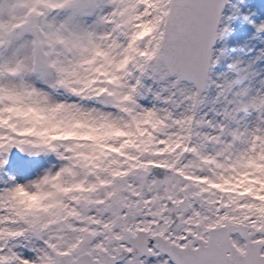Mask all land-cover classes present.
Instances as JSON below:
<instances>
[{"label":"snow or ice","instance_id":"1","mask_svg":"<svg viewBox=\"0 0 264 264\" xmlns=\"http://www.w3.org/2000/svg\"><path fill=\"white\" fill-rule=\"evenodd\" d=\"M230 2L0 0V264H264V86L213 78Z\"/></svg>","mask_w":264,"mask_h":264},{"label":"rangeland","instance_id":"2","mask_svg":"<svg viewBox=\"0 0 264 264\" xmlns=\"http://www.w3.org/2000/svg\"><path fill=\"white\" fill-rule=\"evenodd\" d=\"M240 11L236 12L234 9ZM245 15L249 16L256 25L264 22V0H231L223 10L220 29L225 25L229 26V31L223 32L222 37L217 40L214 47L215 55L221 56L219 64L213 70V78L216 79L220 74H228L230 78H235V73L229 68V65L240 62V67L248 68L255 73L251 81L255 88H261L264 81V32H257L256 27L249 20H245ZM231 17V19H229ZM245 83H248L245 81ZM216 95V89L209 90V100ZM150 105V101H142ZM209 107L211 105L209 104ZM207 110V109H205ZM40 161H30L27 157L13 158V164L21 166H30L39 164Z\"/></svg>","mask_w":264,"mask_h":264}]
</instances>
